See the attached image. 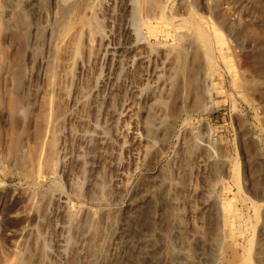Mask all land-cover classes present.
<instances>
[{
    "label": "rangeland",
    "instance_id": "rangeland-1",
    "mask_svg": "<svg viewBox=\"0 0 264 264\" xmlns=\"http://www.w3.org/2000/svg\"><path fill=\"white\" fill-rule=\"evenodd\" d=\"M0 74V264H264V0H0Z\"/></svg>",
    "mask_w": 264,
    "mask_h": 264
},
{
    "label": "bare ground",
    "instance_id": "bare-ground-1",
    "mask_svg": "<svg viewBox=\"0 0 264 264\" xmlns=\"http://www.w3.org/2000/svg\"><path fill=\"white\" fill-rule=\"evenodd\" d=\"M64 1V0H63ZM25 18V17H24ZM17 20V19H16ZM18 20H21V19H18ZM17 20V21H18ZM25 22H27V21H25ZM25 36H26V34H25ZM6 37H4L3 38V40H6L5 39ZM2 40V41H3ZM222 43H224V41L222 40ZM6 44V43H5ZM5 44L3 45V46H5ZM4 49V48H3ZM8 51V50H7ZM5 52V57L7 58V61L9 60L8 58H9V52ZM10 51V50H9ZM42 52V51H41ZM184 53H185V55H184V57H183V63H182V66H181V70H180V75H181V77H182V81H183V83L185 84V86L187 87V86H191V85H193L194 84V77H192V75H191V73H189V67H188V65H187V56H186V52L184 51ZM4 54V53H3ZM4 57V58H5ZM5 58V59H6ZM11 58V57H10ZM3 60V61H6V60ZM6 61V62H7ZM19 62V61H18ZM3 63V62H2ZM3 64H5V63H3ZM2 64V65H3ZM6 64H8L7 66H10V60H9V62H7ZM5 64V65H6ZM8 71V70H7ZM1 75V74H0ZM21 100V99H20ZM20 100H17V101H20ZM21 102V101H20ZM0 104H1V102H0ZM10 105L12 106V105H14V103L12 104L11 102H10ZM24 105V104H23ZM22 106V105H21ZM25 106V105H24ZM15 107H17V106H15ZM15 109V108H14ZM13 109V110H14ZM21 109V108H20ZM15 111H16V109H15ZM14 111V112H15ZM14 115V114H13ZM15 118V117H14ZM18 119V118H17ZM13 123V122H12ZM16 124V123H15ZM14 124V125H15ZM225 210L227 209V208H224Z\"/></svg>",
    "mask_w": 264,
    "mask_h": 264
}]
</instances>
